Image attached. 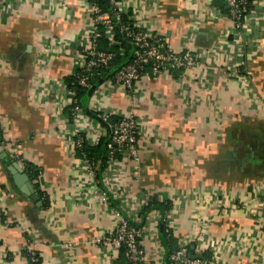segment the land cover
<instances>
[{"label": "crops", "instance_id": "crops-1", "mask_svg": "<svg viewBox=\"0 0 264 264\" xmlns=\"http://www.w3.org/2000/svg\"><path fill=\"white\" fill-rule=\"evenodd\" d=\"M7 4L0 1V264H29L28 250L42 264H126L96 243L112 223L114 207L101 199L113 188L128 211L149 200L160 206L144 226L145 264H165L161 224L175 246L201 248L213 264H264V0H255L240 35L224 0H124L137 23L173 51L197 54L198 66L148 70L134 95L113 85L93 91L86 131L96 130L88 112L101 107L111 119L133 114L139 160H118L101 183L85 187L67 140L74 126L62 83L76 71L86 7ZM22 162L42 170L48 207L33 199L35 182L30 194L16 187L10 168L24 170Z\"/></svg>", "mask_w": 264, "mask_h": 264}, {"label": "built area", "instance_id": "built-area-1", "mask_svg": "<svg viewBox=\"0 0 264 264\" xmlns=\"http://www.w3.org/2000/svg\"><path fill=\"white\" fill-rule=\"evenodd\" d=\"M8 6L9 0H0ZM229 10L228 20L232 24L233 32L241 34L244 27L243 12L249 0H224ZM80 4L86 7L88 12L87 27L82 36L78 51L75 56L76 71L74 77L77 84L84 89L92 88V81L96 72L100 69L109 70L115 59V54L101 47L102 39L108 41V46L113 47L116 29L134 47L132 60L120 68L111 78L102 85H113L117 89L134 95L136 88L146 71L151 70L154 76L182 72L198 66V55L187 49L184 52H175L168 47L166 41L159 33H153L143 27L122 8L124 0H108L109 5L115 10L113 16L103 11L94 0H79ZM16 6V5H15ZM125 16L127 21L124 20ZM246 71V70H245ZM250 72L241 73L248 82ZM240 74V73H238ZM101 85V86H102ZM99 88V87H98ZM95 89L96 91L98 90ZM62 90L66 97V108L71 109L69 120L74 126L73 131L67 137L72 145L74 158L82 164L84 178L81 187L90 185L96 179V164L87 158H77L75 150L81 148L85 142L95 146L101 136L111 133V142L108 145L109 160L108 167L103 177L109 176V172L119 165L117 154L122 155V160L137 162L138 156V131L139 123L133 114L121 117L116 123L111 122L110 114L102 109L95 113L96 122H92L94 132L86 131L88 118L84 109L79 105L77 91L74 87L62 83ZM98 106V105H97ZM104 131V134L102 133ZM8 143H14L10 140ZM23 166L25 162H22ZM111 194V195H110ZM110 194L103 193V202H108L110 197L120 200L118 190L113 188ZM144 204L137 210L128 211L126 207L112 208V223L102 235L96 239V243L105 250H114L120 254L124 248V256L129 264H145V252L141 246L144 227H140L139 213ZM139 210V211H138ZM170 233L169 228L166 229ZM199 240L202 242V236ZM199 242V243H200ZM204 251L199 248L194 258H190L189 244L178 246V249L170 256V264H213L212 261L203 258Z\"/></svg>", "mask_w": 264, "mask_h": 264}, {"label": "trees", "instance_id": "trees-1", "mask_svg": "<svg viewBox=\"0 0 264 264\" xmlns=\"http://www.w3.org/2000/svg\"><path fill=\"white\" fill-rule=\"evenodd\" d=\"M102 9L104 12L109 13L111 16H113V13L115 10L109 5L108 0H94ZM255 0H249L248 5L244 8L243 12V19L247 17V15L250 13V11L253 8ZM227 6V5H226ZM222 10L225 12L226 16L229 15L228 8H222ZM128 16H125L124 20L127 21ZM115 41L116 45L113 47L108 46V41L106 39H102L100 42L101 47H103L105 50H109L115 54V59L111 63V68L109 70H103L100 69L98 72H96L95 77L92 81V88L91 89H84L81 86H79L76 82V78L74 76H71L66 79V82L68 86L74 87L77 91L78 101L79 105L84 109V111L87 112L88 109V103L91 98V95L93 91L100 87L103 83H105L109 78H111L117 71L120 70L121 67L126 65L128 62L132 60V56L134 53V47L124 38L123 35L119 33L116 29L115 33ZM131 46V47H130ZM71 109L69 108L67 110V113L70 114ZM89 116L92 118H96V113H90L88 112ZM120 119V118H119ZM119 119H111L112 123H116ZM0 142L4 143L3 138V131L0 129ZM111 142V133L110 130H107V134L100 140V142L92 146L89 144V142H85L81 148L75 150V155L77 158H87L96 164V180L101 183L103 179V174L106 168L108 167V160H109V153L110 150L108 149V145ZM117 158L119 160H122V155L117 154ZM24 170L29 179L32 182H35L37 194L39 196V199L45 200L44 201V208L48 207V200H46V197L44 195V192L41 191L42 186V170L30 163L25 162L24 164ZM41 200V201H42ZM109 204L111 207L114 208H121L119 200H114L113 198L109 199ZM154 210H160V206L157 202L154 200H149L146 205L141 209L139 213L140 217V227H144L146 225V221L148 218V215L150 212ZM161 234L163 238V243L166 246H169V249H167V254L165 258V264H170V256L178 249L177 246H175L174 238L171 235V233L166 232L165 224H161ZM124 248H121L120 251V259L123 260L126 264H129V260L124 256ZM189 251L191 252V247L189 246ZM192 255L194 256L196 254V249H194L192 252ZM26 258L28 260L29 264H42L43 259L41 256L34 251L28 250L26 251ZM203 258L207 259L210 258L208 254L204 253Z\"/></svg>", "mask_w": 264, "mask_h": 264}, {"label": "water", "instance_id": "water-1", "mask_svg": "<svg viewBox=\"0 0 264 264\" xmlns=\"http://www.w3.org/2000/svg\"><path fill=\"white\" fill-rule=\"evenodd\" d=\"M131 47V46H130ZM10 171L12 173V178L15 182V185L16 187L21 191V192H24L26 194H30L29 193V189H30V179L29 177L27 176V174L25 173V171L19 166H16V165H13L11 168H10ZM33 199L39 201V196L38 194L36 193L34 196H33ZM195 249L194 246H191V252ZM190 252V258H194L192 256V253Z\"/></svg>", "mask_w": 264, "mask_h": 264}]
</instances>
